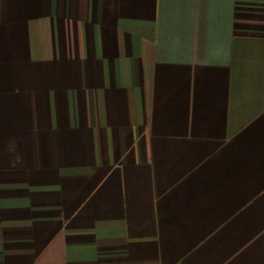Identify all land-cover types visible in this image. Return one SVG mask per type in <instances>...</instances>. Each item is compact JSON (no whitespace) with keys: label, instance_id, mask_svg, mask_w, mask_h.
Wrapping results in <instances>:
<instances>
[{"label":"crops","instance_id":"obj_1","mask_svg":"<svg viewBox=\"0 0 264 264\" xmlns=\"http://www.w3.org/2000/svg\"><path fill=\"white\" fill-rule=\"evenodd\" d=\"M0 264H264V0H0Z\"/></svg>","mask_w":264,"mask_h":264}]
</instances>
